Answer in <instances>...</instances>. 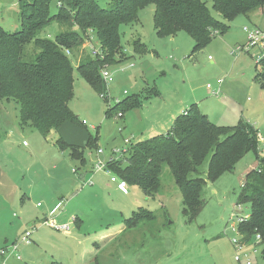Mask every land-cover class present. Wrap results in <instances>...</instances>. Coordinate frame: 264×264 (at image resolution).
<instances>
[{
	"label": "rangeland",
	"instance_id": "1",
	"mask_svg": "<svg viewBox=\"0 0 264 264\" xmlns=\"http://www.w3.org/2000/svg\"><path fill=\"white\" fill-rule=\"evenodd\" d=\"M95 1L104 8L111 2ZM208 6H212L211 1ZM155 10V6L141 10L138 23L122 28L124 61L115 67L108 66L114 78V83L108 87L109 95L114 98L110 100V105H114L116 99L140 95V108L125 114L124 118H118L117 112L107 115L108 104L80 76L77 69L80 59L91 56L90 50L82 47L79 55L73 59L74 98L70 102V109L78 122L66 123L59 132L60 136L66 143L84 146L82 148L87 146L90 135L97 138L96 148L90 151L94 155L96 149H101L104 152L102 158L105 159L113 152L124 149L126 135H134L133 144H136L139 140L154 136V133L149 135L147 130L153 132L156 128L166 127L164 124L171 118L169 115L176 118L178 111L182 112L187 105L197 104L202 105L207 115L219 122V126L232 127L240 121L254 126L261 138L258 156L263 157L264 90L255 82V76L263 70V66L257 65L253 57L258 53L256 50L250 54L237 51L247 41L244 27L258 24L252 21L255 13L250 21L240 16L230 24V31L226 35L217 36L205 50L190 56L194 41L187 34L179 33L175 38L166 39L157 36ZM56 11L54 5L52 13ZM212 13L221 19L216 12ZM0 24L10 32L21 30L19 0H0ZM66 30L64 26L52 24L39 37L55 40ZM138 36L147 48V53L143 55L134 52L133 43ZM94 41L98 42L96 36ZM28 51L32 54L33 46ZM221 81L225 84L220 96L224 94L225 98L218 100L210 94L212 92L207 85L216 90ZM124 91L128 94L124 95ZM0 103L6 105L5 101ZM2 105L0 118L5 114ZM124 127V131L120 132V128ZM16 129L12 144H2L0 147V251L19 243L25 230L33 229L34 234L30 245L20 244L22 261L17 263L10 257L7 264H51V239L47 237L53 231L42 225L45 197L55 195L58 200L65 197L71 203L82 191L81 198L87 195L84 203L90 199L97 212L92 210L93 214L88 213V221L82 226L85 230L83 233L91 237L85 238L86 235H83L73 241L75 244L83 241L79 247L80 255L86 248L94 250L98 264H247L248 261L251 264H264V242L258 245L257 237L245 245L241 263L236 260L237 247L233 242L240 241L238 219L250 213V206L238 204V198L245 177L259 164L254 152L248 153L233 172L208 184L203 195L205 207L196 220L189 222L183 215L182 194L168 167L163 168L162 189L156 198L147 197L138 187L130 185L129 194L124 195L114 190L119 182L115 184L111 178L121 180L114 173L109 176L98 173L93 177L91 186L85 185L87 181H79L78 174H75L81 171L78 170L81 165L71 159L68 151L62 152L55 145L53 138L56 136L46 142L32 127L17 126ZM159 132L164 131L161 129ZM96 158L95 155L93 162ZM210 158L199 168V175L193 174L192 178H206ZM55 166H58L57 170H54ZM61 173L62 177L59 178ZM72 196L74 198L71 200ZM80 199L72 204H80ZM105 205L112 206L114 211L105 215L102 209ZM66 207L63 205L61 211H65ZM141 208L153 212L155 221L141 224L136 229H127L124 219ZM32 222H36L35 227L30 226ZM120 227H125L124 231H120ZM72 228L76 229L75 226ZM109 229L108 240H101L100 233H93ZM73 262L80 264L81 260ZM64 264H68V261L65 260Z\"/></svg>",
	"mask_w": 264,
	"mask_h": 264
},
{
	"label": "trees",
	"instance_id": "2",
	"mask_svg": "<svg viewBox=\"0 0 264 264\" xmlns=\"http://www.w3.org/2000/svg\"><path fill=\"white\" fill-rule=\"evenodd\" d=\"M149 6L156 7L157 36L166 39L187 34L194 41L191 53L194 56L217 36L226 35L230 24L240 16L251 17L263 11L264 0H111L106 8L95 0H19L21 30L10 32L0 24V101L17 103L20 126L34 128L45 139L52 132H60L66 123L78 122L70 109L74 98L73 59L84 47L86 36L90 31L95 33L102 58L80 59L77 69L100 95L107 92L101 70L124 61L122 28L138 23L139 12ZM52 24L67 30L55 40L39 37ZM30 46H33L32 54L28 51ZM133 48L138 55L147 53L139 39L134 41ZM255 81L264 90V74L258 73ZM141 97L128 96L118 104L108 105L107 115L117 112L124 116L138 110ZM259 143V132L249 123L219 126L199 105L192 104L176 118L167 133L132 144L126 157L110 163L109 168L120 181L138 187L147 197L156 198L162 189L163 168L168 167L182 194L183 215L193 222L205 207L203 195L208 184L233 172L248 153L254 152L259 164L245 177L238 198V204L250 206V213L247 220L238 224V231L242 245L250 244L258 236L263 243L264 156H258ZM57 145L68 151L72 160L85 164L86 149H95L97 138L91 136L85 148L70 145L63 139ZM209 156L206 178H192L193 174L199 175V168ZM155 219L153 212L141 208L124 219V223L130 230L151 224Z\"/></svg>",
	"mask_w": 264,
	"mask_h": 264
},
{
	"label": "crops",
	"instance_id": "3",
	"mask_svg": "<svg viewBox=\"0 0 264 264\" xmlns=\"http://www.w3.org/2000/svg\"><path fill=\"white\" fill-rule=\"evenodd\" d=\"M262 12L255 13L254 17L252 18V21H254L255 23H258V24L254 23L255 24L254 27H258L260 29H262V28L264 29V15L261 16ZM246 18L250 21V17H246ZM175 37L176 36L170 37V38H175ZM138 39L142 42L140 37ZM246 43H247V41H246ZM142 44H143V42H142ZM136 55H138V54H136ZM224 84L225 83H223L221 86H219L221 88V94H222V91L224 92V90H223ZM210 94H212V93H210ZM222 97L225 98V95L223 94ZM222 97L221 96H216L215 98L218 99V100H222L221 99ZM5 102H6V105H4V103H0V104H3L2 106H4V109H5V114L2 115L1 118H0V130H1V133H0V147L2 146V144H4V145L12 144V140L15 137L14 133L17 130L16 129L17 126L22 128L20 126L19 106H18V104L17 103L13 104L12 102H7V101H5ZM11 104H13V105L11 106ZM188 107L189 106L187 105L185 108H183L182 112L178 111L176 113V115H177L176 118L178 116H180L185 110H187ZM199 107L202 110V112L207 115V113L205 112V108L202 105H199ZM169 116L171 118L168 119V121L164 124V125H167L166 127L156 128V130L154 129L153 132L151 130H147L146 131L147 133H149V135L154 133V134H152L154 136H150L147 139L153 138V137L159 135L160 133L161 134H165L172 128L176 118H175V116H172V115H169ZM210 120L212 122H214L215 124L219 125V122H217L215 120H212L211 118H210ZM28 127H30V126H28ZM28 127H24V128H28ZM120 129H122V131H120V132H123L125 127L124 128H120ZM161 129L164 132H159V130H161ZM53 136H56V137L53 138ZM90 137H91V135H90ZM134 137H135L134 135L133 136L131 135L129 137L126 135L124 140L125 139H132V142H133L134 141ZM51 138H53L56 141L55 145H57V141L58 140L63 139L60 136L59 132L58 133L57 132L56 133L52 132V134L46 139V142H48V140L51 139ZM147 139L139 140L138 142L144 141V140H147ZM124 140H123V142H124ZM70 145L77 146V144H73V143H70ZM80 145H83V144H80ZM125 146H126V144L124 142V148L127 147V146L126 147ZM82 147H84V146H82ZM97 150H99V148L95 150V153L93 155L90 150L86 149V154H85L86 162H85V164H81L79 162V164L81 166H78V170L80 169L81 171H79V172H77L78 170L75 171V172H77L75 175L77 176V174H78V176H79L78 177L79 181L83 180V181L86 182V181L92 180L93 177L95 175H97V174L93 173V167H94V164H95V161H96L95 160L93 162V157L95 155L97 156ZM62 152H64V151H62ZM111 155H109L107 158L111 157ZM57 169H58V166H55L54 170H57ZM1 171H2V167H0V172ZM62 174L63 173L59 174V178L62 177ZM68 179H70L69 175H68ZM115 184H117V183H115ZM116 186H117V188H114V190L124 194L118 188V184ZM78 187H79V185H78ZM129 192H130V190H129V186H128V194H129ZM83 193H84V191H82L81 195H79L77 198H74L72 196L71 200L73 198H74L73 201L78 199V198L80 199L82 197ZM124 195H126V194H124ZM33 197H34V195H32V198ZM86 197H87V195H85V197L81 198L79 201L81 203L85 204L83 199L86 198ZM44 201H45L46 209L43 212L44 215H45V218L42 221V225H43L44 221H46V219H48L50 217H54L55 221L58 224H60V225H65L66 224V225H69V227H70V230L68 232H66V233L58 232V231H55L54 229H51L53 232L50 234V236L48 235V237H47V238L51 239V244H49V247L51 246V248H49V261H50L49 263H51V264H64L65 260H67L68 264H74L73 261L74 260L77 261L79 259V260H81L80 264H92V263L98 264V260L96 259V254H95L94 250H92V249L91 250H89V249L87 250V248H86L80 255L79 254L80 253L79 247L81 246V243L83 241L79 240L78 243H76V244L73 241L75 239L81 238L83 235H86L85 238H90L91 237L90 234L83 233V231H85V230H83V228H82V226L84 224H86V222L88 221V217H89L88 213L89 214H93V211H94V213L97 212V211H95L96 207H93L94 206L93 203L90 202L91 200L87 199L88 202L85 205H82L81 203L79 204V202L75 203V204H72L73 201L70 203V199H68V198L66 200L65 197L64 198L61 197V199L58 200V198L55 195H51V197H45ZM63 205H67L65 211H61ZM40 207L43 208V206H40ZM104 207H105V209H104ZM104 207L102 209L105 211V212L103 211L105 213V215H107V214L111 213L112 211H114V208L112 206L105 205ZM90 208H91V211H90ZM30 226H34L35 227L36 226V222H32L30 224ZM72 226H75L76 229H73ZM124 229H125V227H122V228L120 227L119 230L120 231H124ZM27 230H25V231H27ZM106 231H107V233H106ZM110 231H111V229H109V230H100L98 232L95 231L93 233H95L96 235H98L100 233V235H101L100 239L101 240H108V239H110V237H109L110 236V233H109ZM24 232H23V234H24ZM72 232L74 233V236H73ZM95 238H96V236H95ZM92 256H95V257H92ZM13 259L17 263L21 262V261H18L17 259H15L14 257H13ZM0 263H1V259H0Z\"/></svg>",
	"mask_w": 264,
	"mask_h": 264
},
{
	"label": "built area",
	"instance_id": "4",
	"mask_svg": "<svg viewBox=\"0 0 264 264\" xmlns=\"http://www.w3.org/2000/svg\"><path fill=\"white\" fill-rule=\"evenodd\" d=\"M244 32L247 34V43L243 45L242 47H239L237 49L238 52H245L250 54L252 51L256 50L258 53L253 54V57L256 59L257 65L263 66V70L259 73L264 74V30L257 28V27H244ZM95 33L93 31H90L89 35L86 36L85 38V45L84 47L88 48L90 50V55L92 58H102V51H101V46L99 42L94 41L95 38ZM69 55L70 53L67 52ZM211 58V57H210ZM101 78L104 81L106 87H107V92L100 94V97L104 101H108V105H110V100L114 99L109 95L108 87L114 83V78L113 74L110 72L109 67L106 66L104 67L101 72ZM220 86L223 84V81H221ZM207 88L212 92L214 96H220L221 94V88L219 87L217 90H213V88L208 85ZM128 93L124 91V95H127ZM122 100L116 99L115 104L120 103ZM114 104V105H115ZM113 106V105H111ZM118 118H124L122 113L117 114ZM83 124H86L85 121H83ZM122 131V129H120ZM261 138H259L260 140ZM126 144V148L122 149L121 151H115L112 153L111 157L109 158H102V155L104 152L99 149L97 150V158L93 167V173L98 174V173H104L106 175H113V172L109 168V164L116 162V161H121L123 160L126 155L128 154L129 147L133 144L132 139H125L124 140ZM120 153L121 156H117V154ZM111 181L113 183H118V188L123 192V193H128V185L124 181H119L116 177H112ZM85 185H93L92 180H89L85 183ZM243 186V185H242ZM41 205L38 204V207ZM249 215H246L245 217H240L238 219V224L247 220ZM238 224H237V231H238ZM43 226L50 227L51 229H54L55 231L58 232H63L66 233L70 230L69 225H60L58 224L54 217H50L44 221ZM235 230V227L233 228ZM34 234V230H27L24 232V234L20 237L19 243H13L11 246L6 247L5 249H2L0 251V259L1 263L0 264H7V260L10 257H14L18 261H22V257L20 255V244H25V245H30L32 243V237ZM259 240L260 245V237H257ZM241 239V236H240ZM234 245L237 247V258L236 260L241 263V254L243 250H245V245H242L240 241L234 240ZM247 264H251L249 261Z\"/></svg>",
	"mask_w": 264,
	"mask_h": 264
}]
</instances>
